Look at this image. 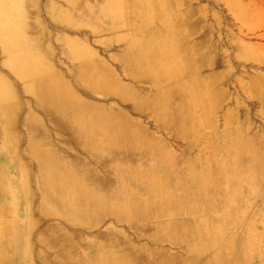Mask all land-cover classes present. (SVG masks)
<instances>
[{"label": "rangeland", "instance_id": "obj_1", "mask_svg": "<svg viewBox=\"0 0 264 264\" xmlns=\"http://www.w3.org/2000/svg\"><path fill=\"white\" fill-rule=\"evenodd\" d=\"M180 1L182 3L178 7L175 6L174 9L177 10L178 15L182 13V18L185 23V27L181 30L182 32L180 34V37H182L181 40L186 47L190 45L195 47L197 45L192 56V62L194 63L196 61V65L194 63V73L186 74V78L183 79V82H188L189 79L190 82H193V92L191 95L180 96L179 99L174 100L168 108L170 112L168 114L169 117L167 116L164 120L163 111L161 112V110L155 106L159 94L157 90H154L152 83L139 82L135 85L136 90H124H127V95L132 96V102L135 107L131 105H120L116 99L95 94L82 83H78L79 81L76 77L77 71L75 70L76 67L71 62L69 53L66 52L67 50L58 42L60 37L76 40L80 47L84 44L83 47L88 48L87 50L93 55L94 61L98 62L97 60H99V62H101H98V65L101 64L107 68V70L109 68L108 71L113 79H116L118 86L124 87V85H128L125 72H127L128 69H132L134 65L133 61H131L132 59L125 55V48L128 45L127 39H130L132 35L124 28L117 27L110 22V20H106L103 15H100L101 4L99 0H70L73 6H77L70 14L71 23H73L72 27H70L71 32H57L52 26V16L57 12L54 6L58 4V0H40L42 7L49 10L48 13L43 11V9L41 12L39 10L40 13L33 12L32 7L34 0H19L21 10H23L24 14L22 18L23 26L25 25L26 27L34 24V22L40 19L46 29L45 32L48 37V43L46 44L47 49L45 51L42 50V53H40L34 37L31 34L25 33L23 39L31 45L32 49H38L43 60L42 63L47 61L45 63L47 69H49L47 77L50 79L53 77V74L54 76H59L62 84L67 87L66 89H69L68 91L73 93V97L70 96L74 98V100L76 99V101L78 99L77 102L82 107L89 106L91 109L93 108L92 110L95 113L102 114L104 111L103 115L109 117L115 109L124 111V114L126 113L125 116L131 119L125 117L129 122L131 121V129L133 131L135 130L134 132L137 130V132L143 133V142H148L150 146L153 145L154 149L164 148L168 153L171 152V157L179 164L175 168L177 174L175 173L174 182L170 183L168 188L165 189V192L173 194L171 197L173 196L172 198L179 203L176 206L177 208L175 207V213H173L174 215L177 214L175 217L176 219H171L169 222L172 224L168 226V219L161 217L158 211H147L146 220L134 221L131 224L108 218L97 228L89 231L84 230V228H79L81 230L77 231L76 227L65 222L67 219L66 217H69V213L53 202L56 197L52 189L41 188V179L46 177V173L41 174L37 171L38 161L30 148L33 143H39L46 152L55 155L56 163H58V167L61 170L70 168L72 163H77L78 165L89 164L88 161L90 159L87 148L83 146V140L78 134L75 127L76 125L71 120V114L68 113L67 116L66 114L57 116L55 110H53L51 111L53 116L47 117L41 113V110L38 109L36 104V102H39V98L29 93V91H27L29 87L28 83L21 82L12 72L11 68L7 66L6 57L3 56L1 49L2 44L0 42V80L9 85L7 95L8 98H11H9L10 101L20 107L19 113L15 116V124L18 127L15 125L11 131H7L10 132L11 142L5 138L4 128L1 127L3 125L0 123V264H91V256L97 253L94 247L98 245L106 246V244L112 246L116 254L129 256V261H134V264H203L205 261L206 264H210L211 259L214 260L216 256H223L226 258L227 264H233L241 253L245 259L243 264H264V235H262L264 234L262 233L264 230V219L261 218V220L258 221L254 219L256 212L261 213V211L264 210V0ZM90 17H92V20L89 19V21L87 18ZM193 28H195V31L192 30ZM106 30H108V32ZM82 36L84 38H82ZM155 37L160 36L158 34ZM138 40L139 37H133L132 39L134 43ZM5 73H7V76ZM119 79L122 82H120ZM196 83L198 84L196 85ZM78 89L80 92L77 91ZM197 89L198 91H196ZM200 91L204 93H200L202 95L201 98L200 94L195 93ZM138 93H141V96ZM81 112L83 113L84 111ZM184 112H188L187 115H189L186 119L183 118ZM39 113L42 115H39ZM191 115L192 117L190 118ZM156 116L158 117L156 118ZM110 117L112 118V116ZM155 120L161 122L158 121L156 123ZM57 121L60 122V126L58 127L55 124ZM64 122L68 123L64 124ZM36 123L38 127L35 126ZM166 123L169 124L167 125ZM203 126L205 127L204 129ZM53 128H55L54 131ZM186 128H192L190 132L193 137L190 138L188 134H181ZM16 129L20 133L17 132ZM180 129V133L176 132ZM225 129H227L230 134L225 133V136H219L216 140L215 137L213 138L212 136L207 141L203 139L204 134L207 132L212 134L217 130L219 134H223ZM221 131L223 133H221ZM59 132L61 133L59 134ZM231 138L241 142L244 148L249 151L250 155L256 158L258 157L257 159L260 161L262 160L261 168L263 172L261 171L260 174H254L257 176L258 182H261V187L256 188L255 186L252 188L250 186H245V194L240 196V198H235L230 204H226L227 190H233L236 183L239 186H243V181L244 178L247 177V174L243 172L231 174L229 170L225 172V170L220 168L217 162L218 159H215V157L213 158V156L209 157V155L212 154L214 149L212 148L211 150V146H223L224 142H229ZM217 140L218 142H216ZM21 141L25 142L23 143ZM211 141L213 143H210ZM15 143L19 144L16 145ZM58 144L60 145L58 146ZM207 148L208 150H206ZM195 156L200 158V160ZM185 160H190L192 162L190 169H187L186 166L182 164ZM245 161V159L240 160L238 166L244 167ZM141 162L142 161H140V163ZM226 164H229V162H226ZM154 167V163L143 164L142 166L137 164L134 171L136 170L135 172H137V175L140 173L139 184L136 182L132 184L133 182L131 183L130 180L124 181L122 184L124 186L128 184L126 187L129 186L132 193L134 192V194H136L137 192V196L139 199L141 198V202L148 201L147 198L154 193L150 184L144 180V178L146 179V173L155 172ZM191 171L192 173H190ZM159 174L164 176L162 172ZM232 176H234L236 180L234 181L235 183L231 185L226 184L223 179L226 177L231 178ZM107 178L113 182L119 179L111 171L108 172ZM184 181L187 182L185 183ZM198 183L200 186H198ZM86 184L90 189H94L95 187L96 193L99 192L104 194H111L110 192L116 193L119 187L118 183H116L108 188H99L94 186L87 178ZM195 185L199 187V190ZM36 191L38 194H35ZM191 191L193 194L190 193ZM45 195L47 196L45 197ZM186 197L189 198L187 199ZM179 207L183 209H179ZM150 208H152V206ZM211 208L217 210V212L212 214L209 213L208 210ZM6 212H8V215H6ZM178 215L180 216L177 218ZM175 222L179 223V225H174ZM231 222L233 224H231ZM200 223L202 224L200 225ZM205 224L207 227L204 226ZM29 225L34 226L31 228ZM2 226L5 227L3 228ZM188 226L192 230L191 234H187V231L186 233L184 232V228ZM176 227L180 229L179 232H177L178 234L171 236L167 234L172 228L177 229ZM7 229L10 231H7ZM205 230L206 232H204ZM10 234L11 236H9ZM259 236H261V241L258 239ZM57 237L58 239L67 237L72 240L73 244L82 242V245L78 248L77 253L72 250L67 253H59L57 247L53 246L49 242L50 240H48L57 239ZM175 242H177V245ZM200 242H202L203 245L200 244ZM197 243L199 246L196 245ZM87 244L90 245L87 246ZM211 245L212 247L210 248ZM126 251H129V254H127ZM202 251L204 252L201 253Z\"/></svg>", "mask_w": 264, "mask_h": 264}, {"label": "bare ground", "instance_id": "obj_2", "mask_svg": "<svg viewBox=\"0 0 264 264\" xmlns=\"http://www.w3.org/2000/svg\"><path fill=\"white\" fill-rule=\"evenodd\" d=\"M99 3L101 4L100 15H103L106 18V20L107 19L110 20V22H112L117 27L119 26V27L124 28L125 30H127V32H130V34L132 35V37L130 39L126 38L128 40V45L125 48L126 49L125 55L132 59L131 61H133L134 65H133L132 69L127 68L128 70H127V72H125V75H126L125 78L128 80V85L126 84V86L124 85V87L118 86L116 83V79L114 80L113 77L110 75V73L108 71L109 68L107 70V68H105L101 64H99L100 65L99 66L97 64L99 62V60H97L98 62L94 61L93 55L89 52V50H87L88 48L83 47L84 44H82L80 47L76 40L69 39L67 37H60V40L58 39V42H60V44L63 46V48H65L67 50L66 52L69 53L71 62L76 67V69L75 68L74 69L77 71L76 77H77V80L79 81L78 83H80V84L82 83L86 88H88L89 90H91L95 94H98V95H101L104 97L114 98V99H116L118 104L126 105V106L127 105L134 106V104L132 102V96L127 95L126 94L127 90L124 91L125 89H128V90L135 89L136 90L135 85H136V83H139V82L152 83L154 90H157V92L159 94V97L155 103L156 104L155 106L157 108H159L161 110V112L163 111L162 114H163V118L165 120L167 118V116L169 117L168 114L170 112H169L168 108H169L170 104L174 100L179 99L180 96H188V95H191V93L193 92V82H190V79L188 80V82H183V79L186 78V74H193L194 73V71H193V70H195L194 63L196 61L194 63L192 62L193 61L192 56L196 50L197 45L195 44L196 45L195 47H193L191 45H190L191 47L190 46L186 47L183 45V42L181 40L182 37H180V34L182 32L181 30L185 27V23H184V20L182 18V16H183L182 13H181V15L179 14L180 15L179 16L177 14V10H175L174 7L175 6L178 7L182 2L180 0H149V1H146V0H99ZM54 7L57 11L52 16V26L54 27L55 31H57V32H71L70 27H72L73 23H71L70 14H71V11L73 12L74 8L76 9L77 6L76 7L73 6L71 4L70 0H58V4ZM42 9L46 13H48V11H49L45 7H42L40 0H34L33 7H32L33 12L37 13V12H39V10L41 12ZM187 13H188V11H187ZM193 13H194V11H193ZM23 16H24V14H23V10H21L19 0H0V42L2 44L1 49H2L3 56L6 57V64H7V66H9L11 68L12 72L20 79L21 82L28 83L29 87H28L27 91H29V93H32L39 98V102L38 103L36 102V104H37L38 109L41 110V113L44 116L52 117L53 115H52L51 111H53V110H55V113L57 114V116L58 115H65V114L67 116L68 113L71 114V117H72L71 120L76 125L75 127L78 131L79 136L83 140V142H82L83 146L87 148V151H88L87 153H88V156L90 159L88 161L89 164L78 165L77 163H72L70 168L65 169V170H61L58 167L59 166L58 163H56L57 161L55 160L54 154L46 152V150H44L39 143H33V144L31 143L32 145H31L30 149L34 152V154L37 158V161H38V164H37L38 170L37 171L41 174L46 173V177H43L41 179L40 186H41V188H44V189H46V188L52 189V192L54 193V196L56 197L53 200V202L56 205L62 207L64 210L68 211L69 217H66L67 219L65 220V222H67L69 225H72L73 227H76L77 231H80L82 228H84V230L89 231V230L97 228L101 223H104V221L107 220L108 218L123 221V222L131 224L134 221L146 220L147 211L148 212L158 211L159 213L158 212L157 213L160 214L161 217L168 219L167 223H169V224H167V226L171 225L172 223L169 221H171V219L176 217L177 214L174 215L173 213H175L174 212L175 207L178 205L179 202H176V200L174 198H172L173 196L171 197V195H173V194H168L167 192H165V189L168 188L170 183L174 182L175 175L177 174V172L175 171V168L177 167V165L179 163H177L176 160L175 161L173 160V158L171 157V154H170L171 152L168 153L166 151V149H164V148L163 149L162 148H160V149L155 148L154 149L153 145H151L152 146L151 147L148 144V142L147 143L143 142L142 141L143 140L142 139L143 133L137 132V130H136V132H134L135 130L133 131L131 129V126H132L130 124L131 121L129 122L127 120L129 117L127 118L125 116L126 113L124 114V111H122L120 109H115L113 111V113L110 115V116H112V118L110 116L106 117L105 115H103L104 111L102 112V110H101L102 114L101 113H95L92 110L93 108L91 109L89 106H83L82 107L77 102L78 99L76 101V99L74 100V98H72L73 93L69 92L68 91L69 89L68 90L66 89L67 87H65L62 84L61 80L59 79V76H56V75L54 76V74H53V77H51L49 79L47 77V75L49 74V72H48L49 69H47V67L45 65V63L47 61L45 63H42L43 60H42V57L40 54V53H42L41 52L42 50L45 51L47 49L46 44L48 43V37H47L46 32H45L46 29L43 25V22H41L40 19L37 20L36 22H34V24H31V25L26 26V27H25V25L23 26V24H22L23 23V21H22ZM91 18L92 17L87 18V19L92 20ZM52 26H51V28H52ZM87 26H89V25H87ZM82 27H84V26H82ZM82 27H80V28H82ZM94 28H95V26H94ZM91 29H93V28H91ZM192 30L195 31V28H193ZM92 31H94V30H92ZM106 31L108 32V30H106ZM25 33H29L34 37L35 43L38 46L40 53H39L38 49H32L31 45L28 44L23 39V35ZM183 33H185V32H183ZM98 34H100V33H98ZM158 34L160 37H155ZM133 37H139V40L134 43V41H132ZM82 38H84V37L82 36ZM55 48H56V46H55ZM55 55H57V54H55ZM56 59H57V57H56ZM101 61H103V60H101ZM99 63H101V62H99ZM63 64H64V62H63ZM195 65H196V63H195ZM125 66H127V65H125ZM108 67H110V66H108ZM70 73H71V71H70ZM5 74L7 76V73H5ZM198 74H200V73H198ZM120 82H122V81L120 80ZM197 82H198V80H197ZM209 82H208V84H209ZM124 84H125V82H124ZM197 84L198 83H196V85ZM199 86H200V83H199ZM21 87H22V85H21ZM24 87H26V86H24ZM68 88H69V85H68ZM200 88H202V87H200ZM198 89L196 91H198ZM8 90H9V85L0 80V123L3 125L1 127L4 128L5 138L9 142H11L10 135H9L10 132H7V131H11L13 129V127L16 125L15 124V116L19 113L20 107H18L17 104H14L10 101L11 98L9 97L10 98L9 99L8 95H7ZM199 90H201V89H199ZM204 90H205V88H204ZM77 91H79V89ZM195 93L200 94L203 92L200 91V92H195ZM198 94H196V95H198ZM82 95H84V94H82ZM201 96L202 95L200 94V98H201ZM210 97H212V96H210ZM23 98H25V97H23ZM32 98H30V99H32ZM200 98H199V100H200ZM155 99H156V97H155ZM205 99H206V96H205ZM20 100H21V98H20ZM201 101H202V99H201ZM19 102H21V101H19ZM187 105H188V103H187ZM24 106H25V104H24ZM91 106H93V105H91ZM81 108H84V109H81ZM99 108H101V107H99ZM36 111H37V109H36ZM81 111H84V112L82 113ZM141 111H142V108H141ZM153 112H154V110H153ZM187 113L184 112L183 118L186 119L187 117H189V115H187ZM42 114L39 113V115H42ZM202 116H204V115H202ZM125 117L127 119H125ZM157 117L158 116H156V118ZM191 117H192V115L190 116V118ZM153 118H155V117H153ZM168 119H170V118H168ZM155 121L157 123L159 120L158 121L155 120ZM159 122H161V121H159ZM66 123H68V122H66ZM66 123L64 122V124H66ZM55 124L57 127L60 126L59 121H57V123H55ZM50 125H48V126H50ZM159 125H160V123H159ZM35 126L38 127L37 123ZM136 127H137V124H136ZM204 128L205 127L203 126V129ZM54 129L55 128H53V131H54ZM191 129L192 128H186L184 130V132H181V129L177 130V131L175 130V131L178 133L181 132V134H184V135L188 134V136H190V138H191V137H193V135L190 132ZM143 130H144V128H143ZM16 131L19 132L17 129H16ZM20 131H22V130H20ZM145 131H147V130H145ZM223 132L221 131V133H223V134H219L217 132V130L215 132H213L212 134L210 132L209 133L207 132L204 134L203 139L205 141H207L212 136L213 138L215 137V140H216L219 138V136H222V137L225 136V133L230 134V132H228L227 129H225ZM56 133H58V132H56ZM60 133L61 132H59V134ZM146 135H147V133H146ZM152 138H153V136H152ZM17 141H16V143H17ZM57 141H58V139H57ZM21 142H23V141H21ZM21 142H20V145H21ZM190 142H192V141H190ZM216 142H218V140ZM156 143H157V141H156ZM156 143H155V146H156ZM210 143H213V142L211 141ZM18 144H16V145H18ZM188 144H190V143H188ZM59 145L60 144H58V146ZM165 145H166V143H165ZM190 146H192V145H190ZM190 146H188V147H190ZM60 147H62V146H60ZM157 147H158V145H157ZM66 148H67V146H66ZM70 148H69V150H70ZM212 148H214V149L212 151V154L209 155V157L213 156V158L215 157V159H218L217 162L219 163L220 168L225 170V172H226V170H229V172H231V174H234L236 172H243L244 174H247V177L244 178V181L242 180L244 182V185H243L244 187L242 185L239 186L236 183L235 188L233 190L232 189L231 190L226 189L227 190V193H226L227 196H226V200H225L226 204L227 203L230 204L235 198H240V196L245 194L246 193L245 186H250L252 188L255 186H256V188L261 187V182L260 183L258 182L257 176H255L254 174H260L261 173V171H262V168H261L262 160L260 161L257 159L258 157L256 158L255 156L250 155L249 151H247V149L244 148V145L241 142H239L237 139L231 138V140L229 142L228 141L224 142L223 146H215V147L211 146V150H212ZM206 150H208V148ZM63 152H64V150H63ZM198 155H200V154H198ZM257 155H259V154H257ZM71 157H73V156H71ZM197 159L200 160V158H197ZM242 159L246 160L244 162L245 163L244 167L238 166L239 161ZM26 160H28V159H26ZM33 160H34V158H33ZM75 160H76V157H75ZM140 161H142V162L140 163ZM208 162H210V161H208ZM226 162H229V164H226ZM152 163H154V165H155V167H154L155 172L146 173V175H145L146 179L144 178V180H146L150 184V186L154 190V193H152L151 196L149 198H147L148 201L143 200L144 202H141L140 201L141 198L140 199L138 198L137 192H136V194H134V192L132 193L131 190L129 189L130 187L129 186L126 187L128 184L126 186H124L122 184L124 181H127V180H130L131 183L133 182L132 184H135L134 182L139 184L138 181L140 180L139 179L140 173L138 172L139 175H137V172H135L136 170L134 171L137 164L142 166L143 164H152ZM180 164H181V162H180ZM182 164H184L187 169H190L192 162L190 160H185L182 162ZM30 166H31V164H30ZM209 166H210V164H209ZM203 167H205V166H203ZM206 169H207V167H206ZM109 171L113 172L119 178V179H117L116 182L110 181V179L107 178ZM209 171H211V170H209ZM29 172H30V169H29ZM161 172L164 174V176H161L159 174ZM34 173H35V171H34ZM190 173H192V171ZM39 177H38V179H39ZM86 178L88 180H90V182L94 186L99 187V188H108V187L113 186L114 184L118 183V185H119L118 191H116V193L110 192L111 194H104V193H99V192L96 193L95 187H94V189L88 188V186L86 184ZM212 178H213V176H212ZM213 180H214V178H213ZM223 180L226 184H229V185H231L232 183H235L234 181H236L234 176H232L231 178L226 177ZM38 182H40V181H38ZM184 182L186 183L187 181H184ZM201 183H202V181H201ZM28 185H29V183H28ZM198 186H200L199 183H198ZM195 187H196V185H195ZM256 188H255V190H256ZM26 189H27V185H26ZM182 189H183V187H182ZM198 190H199V187H198ZM28 191H29V188H28ZM36 193H37V191L35 192V194ZM190 193L193 194L192 191ZM42 194H43V192H42ZM10 195H12V194H10ZM46 196L47 195H45V197ZM222 196H224V195H222ZM211 199H212V196H211ZM219 201H220V199H219ZM210 203H212V202H210ZM237 203H238V201H237ZM193 205H194V203H193ZM202 205H204V204H202ZM151 206H152V208H150ZM197 206H198V202H197ZM231 206H233V205H231ZM180 208H182V207H179V209ZM208 212L212 214V213H216L217 210H214L213 208H211L208 210ZM225 212H228V211H225ZM6 213H7L6 215H8V212H6ZM179 216L180 215H178L177 218ZM225 217H227V216H225ZM217 218H218V215H217ZM261 218L264 219V210H262L261 213L256 212V215L254 216V219L256 221L261 220ZM245 220H246V218H245ZM250 221H252V220H250ZM176 222L174 223V225L175 224L179 225V223H176ZM182 222H183V220H182ZM234 222H236V221H234ZM201 224L202 223H200V225ZM231 224H233V223L231 222ZM0 225H1V221H0ZM7 225H5V226H7ZM11 225H12V222H11ZM215 225H216V223H215ZM256 225H258V224H256ZM30 226L31 225H29V227ZM33 226L34 225H32L31 228ZM204 226H206V224ZM9 227H10V225H9ZM206 227H205V229H206ZM235 227H237V226H235ZM79 228H81V229H79ZM176 228L177 229L172 228L171 231L168 232L167 234H169L170 236L174 235V234H178L177 232H179L180 229L178 227H176ZM210 228H212V227H210ZM5 230H6V228H5ZM206 230L204 232H206ZM7 231H10V230L7 229ZM186 231H187V234L188 233L191 234L192 230L188 226V227L184 228L185 233H186ZM195 231H196V229H195ZM251 231H252V229H251ZM11 232H12V230H11ZM220 232H219V234H220ZM262 233H264V230ZM1 234H2V232H1ZM202 234H203V232H202ZM207 234H208V232H207ZM239 234H241V233H239ZM192 235H193V233H192ZM214 235H215V233H214ZM262 235H264V234H262ZM9 236H11V234ZM184 236H185V234H184ZM261 236L258 237V239L260 241H261V239H260ZM174 237H177V236H174ZM213 237H215V236H213ZM48 240H50L49 242L53 246L57 247V249H58L57 251L59 253H67L70 250L77 253L78 248H80L82 245V242H80L79 244H77V243L73 244L72 240L67 238V237H62L60 239H58V237H57V239H48ZM217 240H219V239H217ZM250 241H251V239H250ZM184 242H186V241H184ZM193 242H191V243H193ZM175 243L177 245V242H175ZM200 244H202V242H200ZM89 245L87 244V246H89ZM196 245L199 246L198 243ZM211 247H212V245L210 246V248ZM257 248H259V247H257ZM94 249H96L97 253H96V255L91 256V260H92L91 264H134V261H129V258H128L129 256H127V255L122 256V255H119L118 253L116 254L115 253L116 251L114 250V248L112 246H108L107 244H106V246L98 245V246L94 247ZM247 249H248V247H247ZM194 251H195V249H194ZM219 251H217V252H219ZM126 252H127V254H129V251H126ZM203 252L204 251H202L201 253H203ZM226 252H224V253H226ZM257 252H258V250H257ZM200 254H199V256H200ZM244 262H245V259L241 253L239 255V257L234 261L233 264H243ZM227 263L228 262H227L226 258H224L223 256H216L215 259L214 260L211 259V262H210V264H227ZM203 264H206V261L203 262Z\"/></svg>", "mask_w": 264, "mask_h": 264}]
</instances>
